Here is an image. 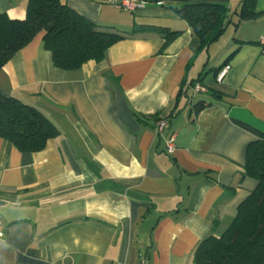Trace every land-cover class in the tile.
I'll return each mask as SVG.
<instances>
[{
  "label": "crops",
  "instance_id": "1",
  "mask_svg": "<svg viewBox=\"0 0 264 264\" xmlns=\"http://www.w3.org/2000/svg\"><path fill=\"white\" fill-rule=\"evenodd\" d=\"M59 1L121 39L102 61L63 71L39 33L0 70V95L58 131L37 153L0 139V264H194L200 241L220 237L256 187L243 174L254 137L233 120L264 132V0L205 48L175 1L134 12ZM26 2L0 0V15L23 19ZM240 3L224 2L232 22ZM137 25L178 34L163 49L162 35ZM198 102L210 105L195 113ZM159 118L168 127L156 135Z\"/></svg>",
  "mask_w": 264,
  "mask_h": 264
},
{
  "label": "trees",
  "instance_id": "2",
  "mask_svg": "<svg viewBox=\"0 0 264 264\" xmlns=\"http://www.w3.org/2000/svg\"><path fill=\"white\" fill-rule=\"evenodd\" d=\"M149 1L180 3L181 7L174 11L192 30L200 48L216 42L228 24L237 26L238 22L258 15L257 0H241L235 22L224 6L226 0ZM146 30L164 37L163 49L178 34L166 28L138 25L131 32ZM39 33H43V47L51 54L53 66L63 71L77 70L90 61H102L108 49L121 39L102 31L59 0H27L23 19L0 15V70ZM225 65L215 71V77ZM212 93L217 96V92ZM209 105L198 102L193 110L197 113ZM233 122L254 137L246 147L243 174L255 180L256 187L240 204L220 237L208 236L200 241L192 254L194 264H264V132ZM57 136L56 127L37 109L17 98L0 95V139L22 153H37Z\"/></svg>",
  "mask_w": 264,
  "mask_h": 264
},
{
  "label": "built area",
  "instance_id": "3",
  "mask_svg": "<svg viewBox=\"0 0 264 264\" xmlns=\"http://www.w3.org/2000/svg\"><path fill=\"white\" fill-rule=\"evenodd\" d=\"M145 5H146V1L144 0H117L115 3V6L118 9L125 10V11H131V12H134V11H137L143 8ZM229 69H230L229 66L225 65L218 71L215 77V82L217 84H221L223 82V80L225 79V77L227 76L229 72ZM191 90H192L193 95L206 92L205 88L202 87L201 85H194ZM167 127H168V120L166 118H159L158 121L155 123L154 132L157 135L161 133L162 130H164ZM172 142H173V139L168 140L166 144L167 152L172 151L173 149ZM1 235L2 234L0 232V237ZM139 264H146V259L142 257Z\"/></svg>",
  "mask_w": 264,
  "mask_h": 264
}]
</instances>
